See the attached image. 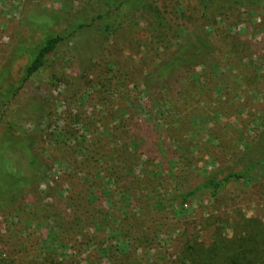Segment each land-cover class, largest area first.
I'll list each match as a JSON object with an SVG mask.
<instances>
[{
	"label": "rangeland",
	"instance_id": "rangeland-1",
	"mask_svg": "<svg viewBox=\"0 0 264 264\" xmlns=\"http://www.w3.org/2000/svg\"><path fill=\"white\" fill-rule=\"evenodd\" d=\"M207 1L0 0V67L9 63L15 78L27 61L23 51L13 56L21 43L84 26L12 106L31 100L45 108L22 128L41 136L47 177L21 210L0 217V253L16 264H42L46 249L62 264H112L104 249L111 245L126 254L121 264H187L183 245L208 244L218 220L264 222V176L256 187L233 184L216 199L198 192L181 204L207 173L264 154V0H211L203 11ZM202 26L212 59L203 53L168 89L147 91L144 75L176 54L184 59V35ZM105 168L131 176L128 193L125 182L111 185ZM61 174L68 178L52 190ZM53 200L58 215L41 207ZM82 201L83 221L75 220L72 202Z\"/></svg>",
	"mask_w": 264,
	"mask_h": 264
},
{
	"label": "trees",
	"instance_id": "trees-1",
	"mask_svg": "<svg viewBox=\"0 0 264 264\" xmlns=\"http://www.w3.org/2000/svg\"><path fill=\"white\" fill-rule=\"evenodd\" d=\"M246 1L250 3L258 2V0H230L229 4L246 3ZM210 2L211 0L207 1L203 11H208ZM82 27L84 26H79L64 34H44L38 42L29 47L21 43L13 52V56L23 51L27 61L17 78L13 77L10 72L9 63L5 62L0 67V217L8 218L14 210H21L22 205L26 204L27 198H34L38 192L40 193V183L47 177L43 165L44 152L41 148V136L37 133L27 132L22 128L23 122H28L31 119L34 123H38L43 117L45 108L39 104V101L31 100L27 102L20 101L21 103L17 104L15 110H12V106L19 101L21 92L27 82L43 68L57 47L73 37ZM204 27H201V31L198 29L197 31H188L184 35V39L179 45L180 51L187 52L184 59L176 54L168 60L159 62L153 70L144 75L142 83L147 91L157 92L168 89L176 80L175 77L181 75L182 69L198 65V58L200 59L203 53L207 55L208 59H212L213 54L210 51L212 44L208 43V33L204 32ZM211 29H213L212 26ZM237 47L240 50H248L249 45L239 42ZM180 90L182 89L179 87L177 91ZM143 123L148 126L146 122ZM262 134L264 135V131ZM110 155L113 158L116 156ZM247 160L250 163L241 166L238 170L227 173L215 170L207 173L190 191L183 193L181 204L184 205L186 199L198 192H206L210 197L216 199L224 189L233 184L241 185L246 189L256 187L255 182L261 180L264 176V154H260L257 158L250 155ZM127 162H130L129 158H127ZM121 163L118 162V165L120 166ZM172 165L170 164V166ZM105 170V177L111 185L116 186L120 185L121 182H125L121 185L120 190L123 194L128 193L129 184L133 183V180L130 179L131 176L125 178L126 175L120 169V175H112L108 168H105ZM132 173L134 174L133 171ZM66 178H68L67 174H61L52 180L51 185H49L50 188L57 190L60 183ZM74 181L69 179L70 183L68 185L72 188L76 187L75 184L73 185ZM97 201L98 199L94 195L93 203ZM117 203L116 200L114 207L117 206ZM53 204L57 205L53 200L48 204L43 203L41 207L57 215L60 214V211H56ZM65 206L71 210L69 203ZM72 206L74 207L73 218L83 221L82 208L85 207L84 202H72ZM74 226L77 225H71V227ZM94 228V231L101 229L100 222L96 223ZM214 230L215 232L208 244L193 239L190 243L183 245L180 254L187 264H264V222L260 217L245 218L241 216L238 220H218ZM49 237L44 241L50 243ZM113 247L108 245L104 248L106 250L105 257L112 264H121L122 258L126 254ZM44 251L43 255L46 257L43 259L42 264H62L56 258L54 251L50 249ZM118 253L121 254L120 257L115 258L114 254ZM0 264H16V261H13L9 252H2L0 253Z\"/></svg>",
	"mask_w": 264,
	"mask_h": 264
}]
</instances>
